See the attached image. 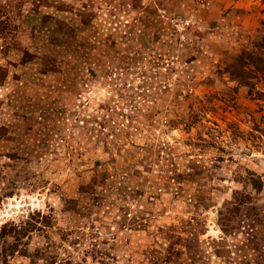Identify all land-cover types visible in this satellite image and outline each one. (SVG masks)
<instances>
[{
    "label": "rangeland",
    "instance_id": "1",
    "mask_svg": "<svg viewBox=\"0 0 264 264\" xmlns=\"http://www.w3.org/2000/svg\"><path fill=\"white\" fill-rule=\"evenodd\" d=\"M0 264H264V0H0Z\"/></svg>",
    "mask_w": 264,
    "mask_h": 264
},
{
    "label": "built area",
    "instance_id": "2",
    "mask_svg": "<svg viewBox=\"0 0 264 264\" xmlns=\"http://www.w3.org/2000/svg\"><path fill=\"white\" fill-rule=\"evenodd\" d=\"M121 118H122V116H121ZM125 120L127 121V116L125 117Z\"/></svg>",
    "mask_w": 264,
    "mask_h": 264
}]
</instances>
